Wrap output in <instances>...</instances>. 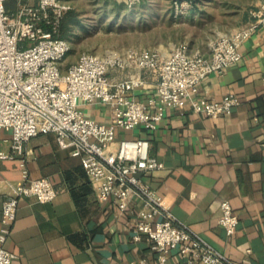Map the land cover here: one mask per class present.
Instances as JSON below:
<instances>
[{"label": "crops", "instance_id": "crops-1", "mask_svg": "<svg viewBox=\"0 0 264 264\" xmlns=\"http://www.w3.org/2000/svg\"><path fill=\"white\" fill-rule=\"evenodd\" d=\"M260 3L249 1L237 25L226 34L249 26ZM239 52L240 60L222 74L211 73L202 79L192 98L198 103L218 102L232 95L238 105L228 116L205 117L183 100L179 109L164 110L155 131L137 128L118 132L117 138L149 140V154L163 168L147 173L143 181L165 201L178 223L234 264H264V34L256 30ZM67 67L61 65V70ZM109 74L112 80L127 74L141 76L146 84L132 93L133 98L152 97L148 72L111 70ZM82 110L98 123H112V113L103 105H84ZM9 137L0 131L4 153L9 151ZM115 147L114 143L109 149ZM24 153L21 161L0 159V228L4 226L2 203L11 196L12 186L46 177L56 197L47 204L32 197L18 200L4 244L15 255L11 264L155 263L156 255L145 237L139 241L131 237L137 212L148 209L141 199L130 196L121 211L112 202L99 203L94 189L85 184L91 192L78 208L72 190L80 194L87 178L78 159L58 147L55 135H37L26 143ZM224 200L238 218L236 231L229 237L218 224L219 205ZM181 261L176 251L168 253L167 264Z\"/></svg>", "mask_w": 264, "mask_h": 264}, {"label": "built area", "instance_id": "built-area-1", "mask_svg": "<svg viewBox=\"0 0 264 264\" xmlns=\"http://www.w3.org/2000/svg\"><path fill=\"white\" fill-rule=\"evenodd\" d=\"M260 1L249 26L217 36L207 55L188 53L183 46L165 53L134 49L104 55L83 53L62 71L61 62L70 53L71 44L57 33L60 20L70 9L68 2L0 0V131L10 136L9 151L0 150V159L21 161L28 141L42 133L54 134L58 147L78 159L99 203L112 202L124 211L130 196L143 201L148 209L137 212L131 237L134 241L145 237L156 255L153 264H167L171 251L180 256L181 264H234L178 223L165 201L143 181L147 173L163 168L149 154V140L117 135L137 128L155 131L164 110L179 109L183 100L205 117L228 116L238 105L232 95L218 102L198 103L192 98L207 75L222 74L240 60L239 47L246 38L256 30L264 34V0ZM7 2H15L11 13L6 11ZM139 2L125 0L128 6ZM131 69L148 72L154 87L152 97L142 101L133 98L132 93L146 84L137 74L117 80L109 77L111 70ZM92 104L109 109L112 123H98L87 116L82 107ZM114 143L115 149L110 150ZM24 197L47 204L54 200L56 191L46 177L11 187V196L1 207L0 264H11L15 258L4 244L18 200ZM219 208V226L226 236L234 235L237 216L226 200Z\"/></svg>", "mask_w": 264, "mask_h": 264}, {"label": "rangeland", "instance_id": "rangeland-1", "mask_svg": "<svg viewBox=\"0 0 264 264\" xmlns=\"http://www.w3.org/2000/svg\"><path fill=\"white\" fill-rule=\"evenodd\" d=\"M66 1L77 23L68 32L71 50L62 60V68L83 53L104 55L130 49L165 53L179 46L188 53H202L218 35H227L237 25L251 0H197L198 11L192 17L184 16L186 1L177 7L174 0H140L133 6L125 0ZM5 7L11 13L15 2H7Z\"/></svg>", "mask_w": 264, "mask_h": 264}, {"label": "trees", "instance_id": "trees-1", "mask_svg": "<svg viewBox=\"0 0 264 264\" xmlns=\"http://www.w3.org/2000/svg\"><path fill=\"white\" fill-rule=\"evenodd\" d=\"M183 1L188 2V7L185 10L184 16L192 17L194 14H197L198 7H199V6H197V0H174V3L176 4V6H179V4L181 2H183ZM76 23H77V19H76L75 13L73 11H71V10H68L63 15L62 19L60 20V23H59V26H58L57 37L60 38V39L68 40L67 39L68 32L70 31V29L72 28V26L74 24H76ZM81 169H82V167H81ZM82 171H83V169H82ZM83 174L86 177L84 171H83ZM85 184H87V185L89 184L88 179H87V181L85 180V183L83 184V186L81 188L82 190H80L82 194L81 193L79 194L78 191L72 190V196H73L75 205L78 208H80V207L83 206V203L82 202L85 201V196L88 195V192H91V191H88V189H87V187H86Z\"/></svg>", "mask_w": 264, "mask_h": 264}]
</instances>
